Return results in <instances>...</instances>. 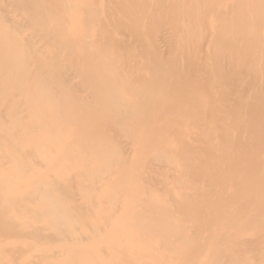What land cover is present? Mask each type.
I'll return each mask as SVG.
<instances>
[{
  "label": "bare ground",
  "instance_id": "bare-ground-1",
  "mask_svg": "<svg viewBox=\"0 0 264 264\" xmlns=\"http://www.w3.org/2000/svg\"><path fill=\"white\" fill-rule=\"evenodd\" d=\"M0 264H264V0H0Z\"/></svg>",
  "mask_w": 264,
  "mask_h": 264
}]
</instances>
